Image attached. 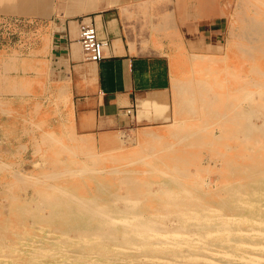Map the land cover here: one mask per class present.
Listing matches in <instances>:
<instances>
[{
	"label": "rangeland",
	"instance_id": "rangeland-1",
	"mask_svg": "<svg viewBox=\"0 0 264 264\" xmlns=\"http://www.w3.org/2000/svg\"><path fill=\"white\" fill-rule=\"evenodd\" d=\"M211 1L207 13L219 15L221 30L209 40L218 48L223 41L224 54L177 85L176 127L143 141L122 135L105 152L76 149L48 132L59 98L39 60L43 25L0 16V264L17 251L38 252L49 244L33 242L43 236L78 235L83 215L66 213L82 205L96 211L109 202L113 217L125 207L158 211L155 218L168 221L183 205L230 213L234 202L264 192V0ZM117 195L132 203L117 205Z\"/></svg>",
	"mask_w": 264,
	"mask_h": 264
},
{
	"label": "crops",
	"instance_id": "crops-1",
	"mask_svg": "<svg viewBox=\"0 0 264 264\" xmlns=\"http://www.w3.org/2000/svg\"><path fill=\"white\" fill-rule=\"evenodd\" d=\"M209 5L211 0H0V16L43 25L39 60L50 95L59 98L48 132L76 149L105 152L117 149L122 135L143 141L176 127L177 85L224 54L223 41L218 48L209 40L221 30ZM80 19L105 39L96 62L81 53Z\"/></svg>",
	"mask_w": 264,
	"mask_h": 264
},
{
	"label": "bare ground",
	"instance_id": "bare-ground-1",
	"mask_svg": "<svg viewBox=\"0 0 264 264\" xmlns=\"http://www.w3.org/2000/svg\"><path fill=\"white\" fill-rule=\"evenodd\" d=\"M205 186L210 188V184ZM116 197L117 205L132 203ZM110 206L109 202L96 205L95 211L82 205L83 211L67 212L83 215L76 221L78 235L43 236L33 242L47 246L38 247V252L17 251L2 264H264V192L249 201L234 202L230 213L217 214L218 208L207 204L198 209L183 205L177 209V219L168 221L157 219L158 211L144 216L128 207L113 217L106 213Z\"/></svg>",
	"mask_w": 264,
	"mask_h": 264
},
{
	"label": "built area",
	"instance_id": "built-area-1",
	"mask_svg": "<svg viewBox=\"0 0 264 264\" xmlns=\"http://www.w3.org/2000/svg\"><path fill=\"white\" fill-rule=\"evenodd\" d=\"M77 40L81 53L87 61L96 62L102 58L105 39L98 37L95 27L90 21L79 20L77 23ZM128 113L129 110H126Z\"/></svg>",
	"mask_w": 264,
	"mask_h": 264
}]
</instances>
